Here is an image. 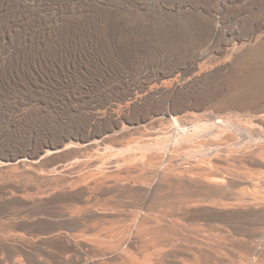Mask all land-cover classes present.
<instances>
[{
	"label": "bare ground",
	"instance_id": "1",
	"mask_svg": "<svg viewBox=\"0 0 264 264\" xmlns=\"http://www.w3.org/2000/svg\"><path fill=\"white\" fill-rule=\"evenodd\" d=\"M0 264H264V0H0Z\"/></svg>",
	"mask_w": 264,
	"mask_h": 264
}]
</instances>
